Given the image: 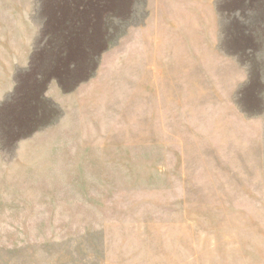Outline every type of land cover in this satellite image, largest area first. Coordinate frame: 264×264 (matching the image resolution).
<instances>
[{"label":"rangeland","instance_id":"obj_1","mask_svg":"<svg viewBox=\"0 0 264 264\" xmlns=\"http://www.w3.org/2000/svg\"><path fill=\"white\" fill-rule=\"evenodd\" d=\"M189 1L105 14L54 123L0 133V264H264V0Z\"/></svg>","mask_w":264,"mask_h":264},{"label":"bare ground","instance_id":"obj_2","mask_svg":"<svg viewBox=\"0 0 264 264\" xmlns=\"http://www.w3.org/2000/svg\"><path fill=\"white\" fill-rule=\"evenodd\" d=\"M129 3L130 0H0V133L8 134L6 139L15 142L17 133L28 131L30 134L35 124L54 123L57 105H65L66 90L80 86L82 63L85 64L88 56H97L98 30L107 26L103 24L104 15L120 13L128 19ZM184 3L146 0L147 11L152 16L142 28L160 27L165 13H177L180 18L189 8H184Z\"/></svg>","mask_w":264,"mask_h":264}]
</instances>
